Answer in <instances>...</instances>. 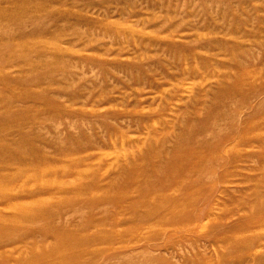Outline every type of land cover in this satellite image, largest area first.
<instances>
[{
	"label": "rangeland",
	"instance_id": "374dc122",
	"mask_svg": "<svg viewBox=\"0 0 264 264\" xmlns=\"http://www.w3.org/2000/svg\"><path fill=\"white\" fill-rule=\"evenodd\" d=\"M180 146L202 169L175 183ZM19 170L0 264H264V0H0Z\"/></svg>",
	"mask_w": 264,
	"mask_h": 264
},
{
	"label": "bare ground",
	"instance_id": "6f19581e",
	"mask_svg": "<svg viewBox=\"0 0 264 264\" xmlns=\"http://www.w3.org/2000/svg\"><path fill=\"white\" fill-rule=\"evenodd\" d=\"M247 73H250V72H246V71H244L243 73H242V75H241V78L239 79V81L237 82V84L239 85H241V84H245V83H247V82H249L251 79H250V75H248ZM27 138V137H26ZM25 139V138H24ZM21 149H22V147H21ZM20 149V147L18 148V149H15L14 151H18L19 152V150H21ZM36 150V149H35ZM37 152V151H36ZM197 153H198V150H196V149H191L190 147H181L180 146V148L178 149V147L176 148V151H175V154H174V156L173 157H171V159H169V160H167L166 161V168H167V171L168 172H170L169 174H170V176L172 177V179H170L171 180V182L174 180V179H176L177 177L179 178V175H180V177H182L181 176V174L183 175V172H185L184 171V169L186 170V168H191V169H197L198 171H201V169H202V166H201V162L199 161V160H197ZM37 154V153H36ZM149 159H151V156H146V158H145V160L142 162V166H144L145 165V173H146V176L145 177H143L142 179L143 180H145V182H147V183H145L146 185H152V186H154V184L152 183V180H153V178L151 179V177H150V174H151V176H153V177H155V178H157L158 179V181H160L161 183H163L164 184V186H169V185H171L172 183L171 182H169V181H165L163 178H158V173H160V172H162L161 170V168L159 167V166H156L154 163H152ZM147 161H150L152 164H154V165H151L150 163H148L149 164V168H148V166H147ZM145 162V163H144ZM144 164V165H143ZM187 166V167H186ZM186 167V168H185ZM188 170V169H187ZM142 170H140L139 169V172H137V173H141L142 174V172H141ZM187 173H188V171H186ZM26 174V172L25 171H22V170H19V171H17L16 173H11V174H9V173H7V172H5V171H3V172H0V186L2 187V185H4V183L5 182H7V181H11V180H13V179H15V178H17V177H21V176H24ZM140 174V175H141ZM188 176H190V175H188ZM187 175H186V178H189ZM130 178V179H129ZM184 178V177H183ZM156 179V180H157ZM180 179V178H179ZM179 179H177V181L179 180ZM128 180L129 181H132V180H136V178H134L133 177V175H130L129 177H128ZM185 180V179H184ZM190 180V179H189ZM176 180H174V182H175ZM187 182V181H186ZM189 182V181H188ZM176 183V182H175ZM190 184H192L191 182H190ZM189 185V184H188ZM189 189V188H188ZM121 191V190H120ZM119 192V191H118ZM1 193H2V191H0V195H1ZM120 193V192H119ZM122 196H123V194H121ZM157 195V194H156ZM167 195H168V193H167ZM161 196H163V197H165L166 196V194H162ZM163 197H161V198H163Z\"/></svg>",
	"mask_w": 264,
	"mask_h": 264
}]
</instances>
